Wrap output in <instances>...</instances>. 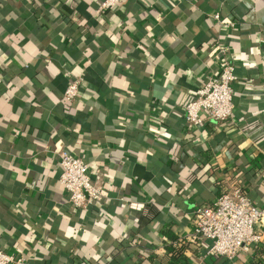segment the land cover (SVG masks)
I'll use <instances>...</instances> for the list:
<instances>
[{"label": "crops", "instance_id": "1", "mask_svg": "<svg viewBox=\"0 0 264 264\" xmlns=\"http://www.w3.org/2000/svg\"><path fill=\"white\" fill-rule=\"evenodd\" d=\"M0 0V250L28 264H252L191 236L197 204L240 188L264 208V0ZM234 23V112L184 123L214 66L208 15ZM68 75L77 97L61 98ZM80 158L103 198L78 210L56 155ZM170 237H173L172 241Z\"/></svg>", "mask_w": 264, "mask_h": 264}, {"label": "built area", "instance_id": "2", "mask_svg": "<svg viewBox=\"0 0 264 264\" xmlns=\"http://www.w3.org/2000/svg\"><path fill=\"white\" fill-rule=\"evenodd\" d=\"M120 0H101L100 13L112 11ZM217 34L213 41L214 66L192 98L180 106L184 123L196 126L209 119L215 123L229 120L234 112L231 83L235 76L230 58L228 38L234 23H224L219 12L208 15ZM61 98L74 100L81 78L68 75ZM58 181L66 193L67 202L78 210L85 208L103 195L88 176L87 166L78 157L61 150L56 155ZM264 217V208L256 206L240 188L219 195L212 204H197L190 213L191 236L210 242L209 253L231 260L237 253L247 252L260 241L255 226ZM0 264H28L21 256L0 250Z\"/></svg>", "mask_w": 264, "mask_h": 264}, {"label": "trees", "instance_id": "3", "mask_svg": "<svg viewBox=\"0 0 264 264\" xmlns=\"http://www.w3.org/2000/svg\"><path fill=\"white\" fill-rule=\"evenodd\" d=\"M170 238L172 241L174 240L173 237H170ZM172 243L173 245H169L167 247V251L170 257L169 264H187L186 259L183 256H181V253H180L181 247H177L178 245L175 243V241ZM252 264H263V260H257V262L252 263Z\"/></svg>", "mask_w": 264, "mask_h": 264}]
</instances>
